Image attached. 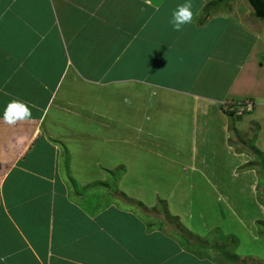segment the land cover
Here are the masks:
<instances>
[{"label":"crops","instance_id":"0c3cea01","mask_svg":"<svg viewBox=\"0 0 264 264\" xmlns=\"http://www.w3.org/2000/svg\"><path fill=\"white\" fill-rule=\"evenodd\" d=\"M190 2L193 21L175 31L171 13L185 0H152V6L144 0H0V113L18 99L33 117L16 126L0 121L4 264H223L218 256L231 262L204 240L175 239L164 228L146 234L127 209L105 204L91 190L98 172L90 168L106 165L92 160V151L110 140L111 113L150 121L172 110L174 119L175 112L183 121L187 114L204 139L217 125L229 149L231 136L247 129L251 135V123L264 119V98L251 120L221 108L224 100L264 92L257 72L264 69L258 59L264 19L249 0ZM62 113L108 130H99L100 137L90 127L74 135ZM133 120L121 145L135 140L136 149L175 155L173 145L184 144L169 145Z\"/></svg>","mask_w":264,"mask_h":264},{"label":"rangeland","instance_id":"374dc122","mask_svg":"<svg viewBox=\"0 0 264 264\" xmlns=\"http://www.w3.org/2000/svg\"><path fill=\"white\" fill-rule=\"evenodd\" d=\"M258 59L264 63V47H260ZM257 72L264 75V69ZM263 98L264 92L253 99L256 110ZM104 102L102 110L108 105ZM253 112L245 113L247 119H254L257 112ZM173 113L172 110L154 121L140 118L139 113H111V128L106 134L110 140L104 141V150L92 151V160L102 158L106 165L90 168L92 173L98 172L91 190L104 197L105 204L127 209L132 220L143 223L146 234L164 228L166 236L175 239L204 240L213 250L230 258L227 264H264V119L257 118V122L251 123V135L247 129L240 131V138L231 136L228 143L233 145L229 149L217 125L204 139L190 127L187 114L183 121L176 112L175 119L172 118ZM62 115L74 135L90 127L100 137L103 134L99 130H108L100 123ZM132 119L134 127L143 123L145 131H154L153 136L162 135L169 145L176 141L184 144L181 148L173 145L175 155L171 153L173 150H167L168 155L162 151L155 153L152 149H136L132 134H128L134 141L121 145L120 136L133 131L131 125L126 126ZM181 126L182 134L173 132L181 130ZM146 133L145 145L150 138ZM179 148L186 160L178 154Z\"/></svg>","mask_w":264,"mask_h":264},{"label":"clouds","instance_id":"9594fccd","mask_svg":"<svg viewBox=\"0 0 264 264\" xmlns=\"http://www.w3.org/2000/svg\"><path fill=\"white\" fill-rule=\"evenodd\" d=\"M145 4L152 6V0H144ZM192 4L190 0L177 5L172 11L169 23L173 30L181 31L184 25L193 21ZM32 110L28 103L23 100L13 99L7 103L2 113H0V121L8 126H16L19 123L31 120ZM6 257H0V264H4Z\"/></svg>","mask_w":264,"mask_h":264},{"label":"built area","instance_id":"2783aa9c","mask_svg":"<svg viewBox=\"0 0 264 264\" xmlns=\"http://www.w3.org/2000/svg\"><path fill=\"white\" fill-rule=\"evenodd\" d=\"M256 102L252 98L227 99L221 102L224 112L231 115H243L255 110Z\"/></svg>","mask_w":264,"mask_h":264},{"label":"trees","instance_id":"16d2710c","mask_svg":"<svg viewBox=\"0 0 264 264\" xmlns=\"http://www.w3.org/2000/svg\"><path fill=\"white\" fill-rule=\"evenodd\" d=\"M249 2L255 9L257 17L264 19V0H249Z\"/></svg>","mask_w":264,"mask_h":264}]
</instances>
